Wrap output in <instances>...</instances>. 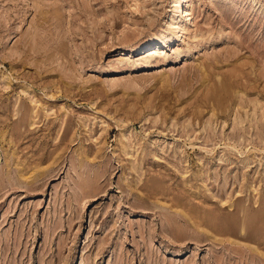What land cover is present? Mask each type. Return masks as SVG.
Here are the masks:
<instances>
[{
  "label": "rangeland",
  "instance_id": "obj_1",
  "mask_svg": "<svg viewBox=\"0 0 264 264\" xmlns=\"http://www.w3.org/2000/svg\"><path fill=\"white\" fill-rule=\"evenodd\" d=\"M0 264H264V0H0Z\"/></svg>",
  "mask_w": 264,
  "mask_h": 264
},
{
  "label": "bare ground",
  "instance_id": "obj_2",
  "mask_svg": "<svg viewBox=\"0 0 264 264\" xmlns=\"http://www.w3.org/2000/svg\"><path fill=\"white\" fill-rule=\"evenodd\" d=\"M177 3V2H176ZM184 3V0H178V5H179V10H181V6H182V4ZM186 7V6H185ZM188 9V8H187ZM181 12V11H180ZM191 14L189 13V10H185V11H182L181 12V15H180V17L182 18V21H183V23L184 24H186V22H185V18H187L188 19V17L190 16ZM179 29V32L181 33V32H183V28L181 27V28H178ZM179 35V34H178ZM179 38V37H178ZM170 44V43H169ZM164 45V44H163Z\"/></svg>",
  "mask_w": 264,
  "mask_h": 264
}]
</instances>
